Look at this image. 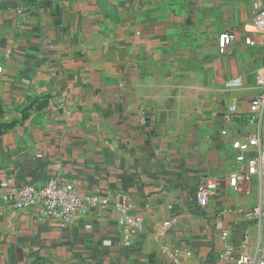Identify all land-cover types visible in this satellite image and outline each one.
Masks as SVG:
<instances>
[{
	"label": "crops",
	"instance_id": "1",
	"mask_svg": "<svg viewBox=\"0 0 264 264\" xmlns=\"http://www.w3.org/2000/svg\"><path fill=\"white\" fill-rule=\"evenodd\" d=\"M263 5L0 0V264H235L245 235L247 250L263 246L264 220L239 212L262 200L260 178L248 194L228 183L233 142L253 130ZM227 30L236 38L223 52ZM257 127L264 145V111ZM203 175L218 190L200 207ZM49 177L111 204L61 226L38 206L3 201ZM122 201L143 216V232L119 223Z\"/></svg>",
	"mask_w": 264,
	"mask_h": 264
},
{
	"label": "built area",
	"instance_id": "2",
	"mask_svg": "<svg viewBox=\"0 0 264 264\" xmlns=\"http://www.w3.org/2000/svg\"><path fill=\"white\" fill-rule=\"evenodd\" d=\"M259 30L264 31V5L257 10L253 21ZM235 32L223 31L218 36V45L221 51H227L235 41ZM250 42V39L248 40ZM0 66V71H1ZM256 85L259 88L250 101V118L248 125L252 127L246 139H236L233 148L237 150L234 157V165L229 171L228 183L231 189L237 193H250L253 180L260 178L262 188V200L251 207L240 209L239 212L249 220H264V145L261 133L257 125L261 121L264 111V67L256 72ZM241 82L238 78L230 80L227 86H238ZM232 111H237L236 106H231ZM257 128H256V127ZM218 181L213 175H203L196 184L195 196L197 205L205 207L210 199L216 195ZM3 201L14 210H21L31 206H38L42 215L56 220L59 225L67 226L73 221L77 213L88 208L108 207L110 199L107 196L90 194L81 196L73 183L62 182L55 177L34 183L29 182L12 191L3 193ZM119 213V223L125 228L128 235H137L144 231L145 224L143 216L132 214L131 206L122 201L114 204ZM170 223V222H167ZM228 236V230L222 231V237ZM248 238L245 235L242 248L235 264H264V245L259 246L254 252L247 250ZM166 250H168L166 248ZM227 251L226 253H230Z\"/></svg>",
	"mask_w": 264,
	"mask_h": 264
}]
</instances>
